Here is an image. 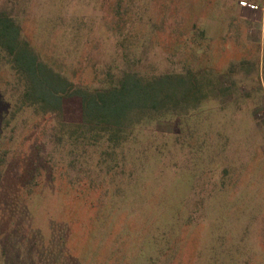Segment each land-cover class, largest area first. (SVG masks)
<instances>
[{"label": "rangeland", "instance_id": "rangeland-1", "mask_svg": "<svg viewBox=\"0 0 264 264\" xmlns=\"http://www.w3.org/2000/svg\"><path fill=\"white\" fill-rule=\"evenodd\" d=\"M0 10L74 84L98 87L124 70L149 76L190 67L214 77L232 62L246 67L229 101L210 98L188 116L137 125L140 161L107 156L105 144L73 151L56 118L15 104L21 86L2 68L0 264H264V0H0ZM188 126L196 140L207 138L202 157L191 155ZM154 131L165 134L163 153L149 150ZM120 156L134 176L144 168L146 198L119 169L108 173L107 162ZM155 156L183 161L184 180L172 179L173 163L161 171ZM148 178L169 182L172 207L199 202L171 251L156 244L150 223L173 212L152 215L165 188Z\"/></svg>", "mask_w": 264, "mask_h": 264}, {"label": "trees", "instance_id": "trees-1", "mask_svg": "<svg viewBox=\"0 0 264 264\" xmlns=\"http://www.w3.org/2000/svg\"><path fill=\"white\" fill-rule=\"evenodd\" d=\"M244 62L240 60L232 62L220 76L214 77L202 74L199 70L184 67L178 71H163L149 76L141 75L135 70H124L98 87L74 84L41 60L33 47L21 38L20 27L14 18L0 10V70L5 68L10 71L14 76L13 80L21 86V92L15 104L21 107H32L41 114H49L56 118L61 127L59 137L61 140L70 139L73 151H78V146L105 144L111 152L106 150L107 156L111 154L114 156L116 153L121 155L133 153V158H136L137 154L141 156L137 152L142 150L141 136L139 138L138 134L135 136L138 130L137 125L150 119L163 122L160 120L169 115L188 116L189 112H195L203 101L210 98L229 101L230 97L238 91L241 81L237 80L236 76L241 68H246L241 67ZM247 63L250 71H254V62ZM262 71L264 77V55ZM244 74L247 73L244 72ZM70 102H74V105L68 109L67 104ZM196 117L198 116H194ZM188 128L192 151L188 149L195 158L202 157L199 156L201 153L199 150L204 142H207V138L205 136L204 139L198 140L197 137L196 140V129L191 126ZM152 133L157 134L156 131L151 132V135ZM159 134L162 136L159 137ZM159 134L156 136L157 140L146 138L147 142L151 143L149 150L154 149L152 151H156L157 154L163 153L159 145L165 146L167 142L163 131ZM179 140L178 137L176 139L178 147L182 148V141L179 143ZM139 156L137 158L140 161ZM120 157L119 162L114 160L107 162L108 173L119 169V172L121 171L124 175L125 182L131 183L135 191L139 190L138 197L146 198V191L140 187L143 173H146L144 168L140 169V166L137 175L134 176L135 171L132 172L134 168H129L130 165L126 160ZM155 161L161 171L165 168L168 170L170 163H173L175 170L170 169L174 174L172 179L184 180L185 173L179 172L184 163L180 159L164 162L161 156H155ZM130 162L131 165L138 163ZM211 170V168L204 170L202 175L207 176ZM224 170L225 173L228 172L227 169ZM218 180L216 179L215 183ZM149 181L155 182L157 188L161 186V190L162 187L165 188L155 195V199H159V202L155 205L156 211L152 215L162 219L164 207L173 212L167 219L160 220L158 225L150 223L154 226L151 227V232L156 244L160 248L171 251L177 245L176 240L181 230L195 223L199 212V202L192 204V208L186 203L177 204V208L172 207V203L169 204L166 200L167 196L170 199L173 198L167 193L169 182L161 184L157 179L155 181L149 179ZM136 185H139V188ZM152 190L149 192L151 195ZM195 193L197 197V192Z\"/></svg>", "mask_w": 264, "mask_h": 264}, {"label": "built area", "instance_id": "built-area-1", "mask_svg": "<svg viewBox=\"0 0 264 264\" xmlns=\"http://www.w3.org/2000/svg\"><path fill=\"white\" fill-rule=\"evenodd\" d=\"M241 4H242V5H247V6L250 7V8H255V7H256V6L253 5V4H248V3H245V2H242Z\"/></svg>", "mask_w": 264, "mask_h": 264}, {"label": "crops", "instance_id": "crops-1", "mask_svg": "<svg viewBox=\"0 0 264 264\" xmlns=\"http://www.w3.org/2000/svg\"><path fill=\"white\" fill-rule=\"evenodd\" d=\"M257 66H258V64H257Z\"/></svg>", "mask_w": 264, "mask_h": 264}]
</instances>
